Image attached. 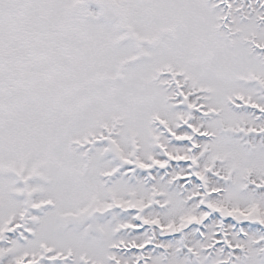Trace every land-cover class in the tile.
Segmentation results:
<instances>
[{"label":"snow or ice","instance_id":"snow-or-ice-1","mask_svg":"<svg viewBox=\"0 0 264 264\" xmlns=\"http://www.w3.org/2000/svg\"><path fill=\"white\" fill-rule=\"evenodd\" d=\"M0 264H264V0H0Z\"/></svg>","mask_w":264,"mask_h":264}]
</instances>
